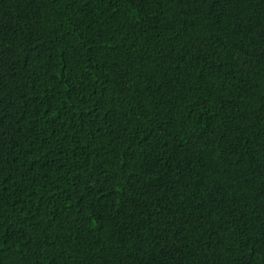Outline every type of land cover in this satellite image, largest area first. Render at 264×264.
Instances as JSON below:
<instances>
[{
  "label": "trees",
  "instance_id": "obj_1",
  "mask_svg": "<svg viewBox=\"0 0 264 264\" xmlns=\"http://www.w3.org/2000/svg\"><path fill=\"white\" fill-rule=\"evenodd\" d=\"M0 264H264V0H0Z\"/></svg>",
  "mask_w": 264,
  "mask_h": 264
}]
</instances>
